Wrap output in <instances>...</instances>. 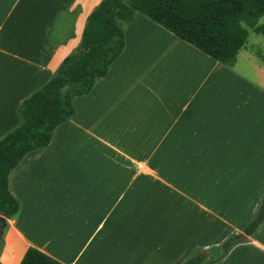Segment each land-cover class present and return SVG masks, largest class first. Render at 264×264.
Segmentation results:
<instances>
[{
	"label": "crops",
	"instance_id": "0c3cea01",
	"mask_svg": "<svg viewBox=\"0 0 264 264\" xmlns=\"http://www.w3.org/2000/svg\"><path fill=\"white\" fill-rule=\"evenodd\" d=\"M102 1L0 0V140ZM125 33L74 116L11 172L21 208L0 263L36 247L64 264H182L236 233L215 264H264V51L249 34L226 65L142 13Z\"/></svg>",
	"mask_w": 264,
	"mask_h": 264
},
{
	"label": "trees",
	"instance_id": "16d2710c",
	"mask_svg": "<svg viewBox=\"0 0 264 264\" xmlns=\"http://www.w3.org/2000/svg\"><path fill=\"white\" fill-rule=\"evenodd\" d=\"M138 13L230 66L248 39L249 30L242 22L264 35V22L260 23L264 0H103L88 16L77 50L22 101L20 124L0 140V213L4 215L0 219V251L6 219L15 217L21 208L10 190L11 172L27 154L52 142L56 129L74 116V99L88 94L107 75L125 48V28ZM262 220V215H256L243 233L251 235ZM239 240V234H231L220 245L196 249L182 264H215ZM19 264L64 263L29 247Z\"/></svg>",
	"mask_w": 264,
	"mask_h": 264
},
{
	"label": "rangeland",
	"instance_id": "374dc122",
	"mask_svg": "<svg viewBox=\"0 0 264 264\" xmlns=\"http://www.w3.org/2000/svg\"><path fill=\"white\" fill-rule=\"evenodd\" d=\"M263 22H264V18H261L260 19V23H263ZM242 23L249 30V34H250V37L249 38L250 39H248V42L247 43L254 44L256 46L255 49H258L259 52H260V54H258L259 53L258 52L255 57L256 58H258V56H260V57L262 56L263 57V51H264V35L255 32L250 26L247 25L246 22H242ZM262 204H264V202ZM260 213L262 214V211L261 210H260ZM214 246H217V245H214ZM18 260H19V254L17 256L12 257L11 259H9L7 261V264H17L18 263Z\"/></svg>",
	"mask_w": 264,
	"mask_h": 264
},
{
	"label": "water",
	"instance_id": "95a60500",
	"mask_svg": "<svg viewBox=\"0 0 264 264\" xmlns=\"http://www.w3.org/2000/svg\"><path fill=\"white\" fill-rule=\"evenodd\" d=\"M262 214L264 215V205L261 207ZM0 219H4V215L0 213Z\"/></svg>",
	"mask_w": 264,
	"mask_h": 264
}]
</instances>
